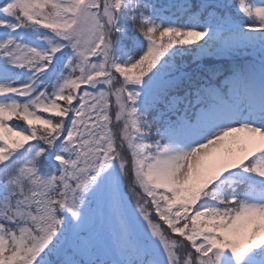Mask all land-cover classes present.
<instances>
[{"label":"snow or ice","instance_id":"1","mask_svg":"<svg viewBox=\"0 0 264 264\" xmlns=\"http://www.w3.org/2000/svg\"><path fill=\"white\" fill-rule=\"evenodd\" d=\"M0 264H264V0H0Z\"/></svg>","mask_w":264,"mask_h":264}]
</instances>
